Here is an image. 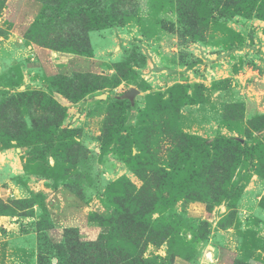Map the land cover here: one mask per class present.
<instances>
[{"label": "rangeland", "instance_id": "374dc122", "mask_svg": "<svg viewBox=\"0 0 264 264\" xmlns=\"http://www.w3.org/2000/svg\"><path fill=\"white\" fill-rule=\"evenodd\" d=\"M0 264H264V0H0Z\"/></svg>", "mask_w": 264, "mask_h": 264}, {"label": "crops", "instance_id": "0c3cea01", "mask_svg": "<svg viewBox=\"0 0 264 264\" xmlns=\"http://www.w3.org/2000/svg\"><path fill=\"white\" fill-rule=\"evenodd\" d=\"M35 53H36V55L39 56V58H41L43 60L44 59H49V57L51 56L47 50H44V49H41V48L35 49Z\"/></svg>", "mask_w": 264, "mask_h": 264}, {"label": "water", "instance_id": "95a60500", "mask_svg": "<svg viewBox=\"0 0 264 264\" xmlns=\"http://www.w3.org/2000/svg\"><path fill=\"white\" fill-rule=\"evenodd\" d=\"M206 258H207L208 260H212V259H211V254L207 253V254H206Z\"/></svg>", "mask_w": 264, "mask_h": 264}]
</instances>
